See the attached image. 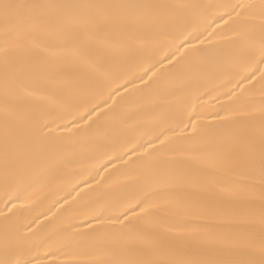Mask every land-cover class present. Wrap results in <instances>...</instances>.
<instances>
[{
	"label": "snow or ice",
	"instance_id": "1",
	"mask_svg": "<svg viewBox=\"0 0 264 264\" xmlns=\"http://www.w3.org/2000/svg\"><path fill=\"white\" fill-rule=\"evenodd\" d=\"M0 264H264V0H0Z\"/></svg>",
	"mask_w": 264,
	"mask_h": 264
}]
</instances>
